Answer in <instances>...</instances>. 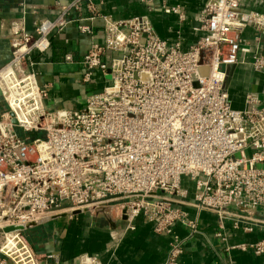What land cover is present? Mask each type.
Masks as SVG:
<instances>
[{"label":"built area","instance_id":"built-area-1","mask_svg":"<svg viewBox=\"0 0 264 264\" xmlns=\"http://www.w3.org/2000/svg\"><path fill=\"white\" fill-rule=\"evenodd\" d=\"M243 0H209L197 16L202 36L187 51L161 39L148 17L114 20L93 0L57 3L52 15L36 17L32 30L23 5L8 23L0 18V264H61L57 252L39 254L27 232L57 230L80 214L107 216L135 230L142 217L157 235H168L164 264H180L187 240L200 234L197 215L219 218L216 238L226 250L264 255V239L229 246L227 230L253 233L264 227V105L249 93L245 108H232L226 68L238 64L242 34L264 36V14ZM149 11L187 17L179 6L139 0ZM102 19V44L92 43L80 60L82 82L112 71V84L91 94L78 109L51 111L38 83L36 55L76 24ZM7 46V48H5ZM252 68L264 73V47ZM6 53L10 58L4 62ZM107 53L117 54L110 64ZM75 56L66 54L65 62ZM264 94V92H263ZM17 121V125L13 124ZM20 132L24 136L20 135ZM44 133V137L30 134ZM12 228L20 230L7 231ZM80 264H101L84 255Z\"/></svg>","mask_w":264,"mask_h":264},{"label":"crops","instance_id":"crops-1","mask_svg":"<svg viewBox=\"0 0 264 264\" xmlns=\"http://www.w3.org/2000/svg\"><path fill=\"white\" fill-rule=\"evenodd\" d=\"M74 0H0V18L8 23L20 14L23 5L35 6L39 9L36 15L27 14V24L32 30L36 17L52 15V7L57 3L68 5ZM103 15L114 20H128L146 16L149 18L157 35L169 43L180 42L181 48L187 51L202 36L201 24L197 16L205 8L209 0H155L161 7L179 6L187 17L180 22L178 16L167 14L162 10L149 11L139 0H93ZM244 8L264 14V0H243ZM92 25L94 36L79 33L76 24L68 27L64 34L52 39L50 50L44 55H36L38 83L47 89L45 103L51 111L62 109H78L84 106L87 98L102 91L112 84L106 82L107 75L96 73V82L84 84L80 60L86 55L92 43L102 44V19L86 23ZM257 34L248 29L242 34L246 41L240 47L238 64L228 83V92L234 110L245 108L246 96L255 93L261 96L264 105V73L255 72L252 68L253 55L259 46L264 47V36L256 40ZM7 48V46H5ZM8 49V48H7ZM5 50L3 61L10 56ZM75 56L73 63H66V54ZM117 54L107 53L105 61L110 64ZM193 217L197 215L200 223V234L189 237L187 228L177 225L175 232L187 240L185 252L180 264H264V255L257 256L252 251L243 252L238 249L226 250V246L216 238L219 231V218L212 212L197 214L191 210ZM231 222L226 227L232 234L229 246L239 244H255L264 239V227L253 233L242 230L232 231ZM28 238L39 254L57 252L61 256V264H80L81 257L98 256L101 264H164L169 246L168 235H157L151 224L140 217L135 221V230H126L122 223L114 222L107 216L93 217L80 214L74 220L61 225L57 230L42 227L32 230Z\"/></svg>","mask_w":264,"mask_h":264},{"label":"rangeland","instance_id":"rangeland-1","mask_svg":"<svg viewBox=\"0 0 264 264\" xmlns=\"http://www.w3.org/2000/svg\"><path fill=\"white\" fill-rule=\"evenodd\" d=\"M106 82L109 83V84L112 82V71H111V69L108 70V73H107V80H106ZM5 105H6V103L4 102V100H3V102L1 101V103H0V109L3 110V108L5 107ZM20 135H21V136H24V134H23L22 132H20ZM30 136L35 137L36 134H30ZM40 136H41V137H42V136L44 137V133L41 132V135H40ZM30 232H31V231H28V232H27V235L30 234ZM28 239H29V238H28Z\"/></svg>","mask_w":264,"mask_h":264},{"label":"water","instance_id":"water-1","mask_svg":"<svg viewBox=\"0 0 264 264\" xmlns=\"http://www.w3.org/2000/svg\"><path fill=\"white\" fill-rule=\"evenodd\" d=\"M234 68H235V65H230V66H227L226 68V73H227V86H228V83L230 81V78L231 76L233 75V71H234ZM0 96H1V93H0ZM13 124L17 125V121L16 120H13ZM21 228H12V229H8L7 231H15V230H20Z\"/></svg>","mask_w":264,"mask_h":264},{"label":"trees","instance_id":"trees-1","mask_svg":"<svg viewBox=\"0 0 264 264\" xmlns=\"http://www.w3.org/2000/svg\"><path fill=\"white\" fill-rule=\"evenodd\" d=\"M40 135H41L40 133H37L35 137H40ZM35 137H34V138H35Z\"/></svg>","mask_w":264,"mask_h":264}]
</instances>
